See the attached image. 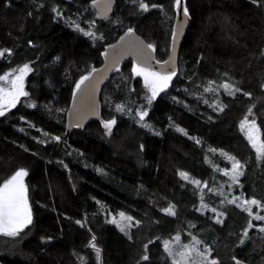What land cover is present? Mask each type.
<instances>
[{
	"label": "trees",
	"instance_id": "obj_1",
	"mask_svg": "<svg viewBox=\"0 0 264 264\" xmlns=\"http://www.w3.org/2000/svg\"><path fill=\"white\" fill-rule=\"evenodd\" d=\"M174 1L116 0L113 14L98 22L89 0H0V51H11L0 57V75L31 69L24 100L0 115V185L24 169L32 217L17 236L0 235V264H172L162 239L177 230L208 245L215 264H264V231L249 228L248 213L219 202L225 214L216 221L181 176L216 185L209 160L227 166L217 156L226 152L242 168L234 190L264 203V158L240 127L248 117L264 140V0H183L188 23L175 68L183 73L146 105L142 122L130 80L114 79L113 70L105 86L113 116L104 117L101 90L98 112L67 126L78 80L102 64L106 46L126 29L155 45V59H167ZM74 19L93 21L96 37L71 27ZM208 81L234 90L202 102L196 93ZM122 102L130 110L117 112ZM106 121H115L110 130ZM170 206L174 215L165 211ZM118 211L132 217L126 234L107 220Z\"/></svg>",
	"mask_w": 264,
	"mask_h": 264
},
{
	"label": "rangeland",
	"instance_id": "obj_2",
	"mask_svg": "<svg viewBox=\"0 0 264 264\" xmlns=\"http://www.w3.org/2000/svg\"><path fill=\"white\" fill-rule=\"evenodd\" d=\"M174 9L176 11L175 1H174ZM95 18H97L96 12H95ZM69 24L71 27L79 30L81 33H83L85 35H86V33L90 32V33L94 34V35H91L90 37H94V38L96 37V32H95V27H94L93 21H91V22L87 21L85 24H79L78 21H76L74 19L73 21L71 20V22H69ZM172 30H173V28H172ZM126 31H129V29H126ZM170 36L172 37V34ZM150 44L153 46V48H155V45L153 43H150ZM169 49H170V44L168 46L167 55H166L165 59L168 57ZM157 59L160 60V58H158V57H157ZM161 60H164V59H161ZM134 67H142V68L148 69L150 71L158 72L161 74L175 73V75H172V79L168 83V86L166 88H164L163 91H159L158 94L156 95L155 99L161 93L165 92L168 88H170V86L180 77V74H182L183 72L180 69V67H178L177 69H174L172 71L166 70V71L162 72V71H159L157 69L150 68L148 66L139 64V63L135 62L134 60H132L131 58L130 59L128 58V60H126L124 63H122V64L120 63L117 66V68L114 71V75H113L114 79L128 78L130 80V85H129L128 89L131 91H136L135 95L137 97L136 106L134 108V111H135V114L138 116V120L142 122L139 113L140 112H146L147 113L149 106H146V105L150 104L149 98L151 96V91L145 85L144 77L142 75H137L133 71ZM8 73H12V75H9L8 80L7 81H0V89H4L5 91H11L12 90L11 81L15 78V75H18V72L13 73V72L7 71V72L1 74L0 76H3V75L8 74ZM83 76H87V74L82 75L81 77H83ZM79 80H78V82H79ZM136 81H137V85H136ZM106 83H107V80L105 81V83L103 84V86L101 88V90H104V93L102 95V101H103V105L105 106V107L103 106L105 109V112H103V114H104V117H106V116L111 117V116H113V112L111 111L113 107L111 108V106H110V104L112 102V97H111L112 93L110 90H108L107 87H105ZM225 84L230 85V87L227 89L224 88L223 85H225ZM199 88L200 89L198 90V92L196 94H198V96L202 98L201 99L202 102L208 100L211 97V100L213 99V103H217V100H216L217 95L221 94L222 92L231 94L234 90L232 84H230L229 82H226V81H223V82L208 81L206 83L200 82ZM205 89H211V90L205 91ZM20 99H21V101L24 100V98H22V96H20L16 102H18ZM155 99L151 100V102H153ZM127 102H129V101H127ZM127 102L117 103L115 106V110L117 112H123V110H130L131 104H127ZM25 104L29 107H31L33 105L30 100L26 101ZM118 106H122L123 110L118 111L117 110ZM8 108H10V107H8ZM217 156L218 157L220 156V158L223 160L224 163H226L227 166L222 165V163H220V161L217 162L216 160H214L212 158L209 160V161H211L210 162L211 165L217 171V174H219V175H217L218 183L216 185L210 183L207 180L203 181V180H199L197 178H192V177L188 176V174L186 172H182V173H185L188 177L187 179L189 181H191L194 185H196L198 188V192H199L198 194L200 197V200H199L200 210L201 211H203L205 209H209L212 211L215 210V211H213L214 212L213 216H214L215 220L221 221L222 217L225 214V208L219 209L216 206L217 203H219V202H221V204L226 203V206H227V204L232 205V206L235 205L236 207L243 209L241 207L243 202L245 200H252L254 198H246L242 193L234 190L235 184L238 181L239 176L234 180L232 175H231L233 161L231 159H229L228 157H232V156L226 152H222V153L217 152ZM241 169L242 168H240V172H241ZM226 173H229V174H226ZM23 181H24V178H23ZM193 181H199L200 183L196 184ZM24 184H25V181H24ZM25 186H26V184H25ZM210 193L214 194V196L215 197L217 196L218 198L214 199L212 196H208V194H210ZM233 198H235L236 202L230 203L229 201L233 200ZM255 200H257V199H255ZM27 201H28V199H27ZM260 203H261V205H264V203H262V202H260ZM251 207H252L253 214H256L258 212L260 215H264V208L258 209L256 206H251ZM121 213L124 214V217H121V215H120ZM248 215H249V213H248ZM127 217H131V215L124 212V211H118L116 213H107V220L114 223L119 228V230L125 234L129 232V229L133 224L132 217H131V221H129L127 219ZM249 222H251L252 227H254L256 229L262 230V228H264V221L254 219L253 215H249ZM121 229H123V230H121ZM262 231H264V230H262ZM165 241L168 242L169 250H166L165 247H164V249H165V251H166V253H167L172 264H175V262L177 260H180L181 259L180 254L186 252L187 250H192L191 255L187 258V260L182 261V264H213V261L215 263H217V261H218L217 258H215L214 256L211 255V252H210L208 245L204 244L193 232H191L189 230L185 231V232L177 230L174 234L163 238L162 239L163 246L165 244ZM185 246H187V248ZM205 257H207V259H205Z\"/></svg>",
	"mask_w": 264,
	"mask_h": 264
},
{
	"label": "snow or ice",
	"instance_id": "obj_3",
	"mask_svg": "<svg viewBox=\"0 0 264 264\" xmlns=\"http://www.w3.org/2000/svg\"><path fill=\"white\" fill-rule=\"evenodd\" d=\"M175 7L177 9H181L182 7V0H175ZM140 8L143 11L148 10V5L141 3ZM184 17L188 16V9L187 7H183L182 9ZM132 32V29H129V33ZM176 32L173 33V36H176ZM86 35H94L93 33H86ZM148 47H152L149 45ZM5 52L9 55L11 54L10 50H3L0 51V57L4 56ZM171 59V58H170ZM168 63V62H166ZM31 71L29 65L25 64L19 69L13 70V73L18 72V75H15V78L11 81L12 90L5 91L4 89H0V115H3L5 111H7L8 107H14L16 101L19 99L20 96H26L27 93L23 90V80L24 76L27 72ZM93 71H96L93 69ZM133 71L137 75H142L144 77L145 85L150 89L151 96L149 98V103L151 100L155 99L156 95L159 91H163L164 88L168 86V83L172 79V74H161L158 72L150 71L148 69L142 67H134ZM9 75L12 73L5 74L0 76V81H7ZM89 79V76H83L77 82L76 89L79 90L82 85L85 84V81ZM224 88H229L230 85H223ZM211 89H205V91H210ZM75 95V94H74ZM118 111H122V106H118ZM141 120H143L144 116L147 115L146 112L139 113ZM115 121H106L104 122V127L107 129H111L112 124ZM242 130L246 131V136L248 141L250 142L251 146L255 149L256 154L258 157L264 158V140L261 139L260 130L254 121H249L248 117H245L240 125ZM182 131V130H180ZM55 139H59V137H55ZM233 161L232 164V172L231 175L235 180L238 176L242 175L240 172L241 164L239 161L235 160L234 157H228ZM229 174V173H226ZM27 175V172L24 169L17 170L8 180L4 181L2 185H0V234L5 236H17L27 225L31 224L32 217H31V210L28 205L27 201V188L24 184L23 178ZM181 176L187 179V175L185 173H181ZM196 184H199V181H193ZM230 203H235L236 200L229 201ZM256 206L258 209L264 208V205H261L260 201L252 199V200H245L241 207L249 213V215H253L254 219L264 221V215H260L258 212L253 214L252 207ZM165 211L169 214L174 215V211L170 206ZM215 211V210H213ZM121 217H124V214H120ZM129 221H131V217H127ZM219 222V221H218ZM79 223V222H78ZM252 227L251 222H249V228ZM123 230V229H121ZM264 230V228H262ZM246 234V232H245ZM94 239V238H93ZM198 243V242H197ZM95 247V245H92ZM164 247L166 250H169L168 242L165 241ZM187 248V246H185ZM99 250H97L98 252ZM192 250H187L184 253L180 254L181 259L177 260L175 264H182V261L187 260V258L191 255ZM147 259V257H144ZM207 259V257H205ZM213 264L215 262L213 261Z\"/></svg>",
	"mask_w": 264,
	"mask_h": 264
},
{
	"label": "water",
	"instance_id": "obj_4",
	"mask_svg": "<svg viewBox=\"0 0 264 264\" xmlns=\"http://www.w3.org/2000/svg\"><path fill=\"white\" fill-rule=\"evenodd\" d=\"M116 0H89L97 14V21L103 22L113 14ZM183 0L181 9L176 8V17L174 21L173 33L176 36L171 37L168 57L165 61L155 59V54L149 44L137 34L131 32L123 33L114 42L108 44L103 53L102 64L92 71L88 76L89 79L81 86L79 90L75 88L70 104L66 112L67 126L73 125L77 119H81L87 111L99 110V92L108 79L109 75L125 59L128 52L131 51L130 57L139 64L157 69L159 71H172L177 66L180 42L185 34L188 17L183 15ZM145 56V61H141ZM171 58V59H170ZM168 62V63H166ZM167 67V69H166ZM75 94V95H74Z\"/></svg>",
	"mask_w": 264,
	"mask_h": 264
},
{
	"label": "flooded vegetation",
	"instance_id": "obj_5",
	"mask_svg": "<svg viewBox=\"0 0 264 264\" xmlns=\"http://www.w3.org/2000/svg\"><path fill=\"white\" fill-rule=\"evenodd\" d=\"M115 5H116V3H115ZM114 8H115V7H114ZM131 53H132L131 51L128 52V56H129V57H130ZM140 57H142V59H140V60L144 62V61H145V60H144V59H145V56H143V55L141 56V55H140ZM131 58H132V57H131ZM132 60H133V58H132ZM160 62H161V61H160ZM166 69H167V67H166Z\"/></svg>",
	"mask_w": 264,
	"mask_h": 264
}]
</instances>
